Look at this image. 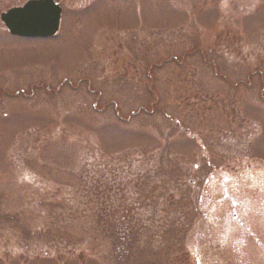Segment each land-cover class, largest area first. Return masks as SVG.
<instances>
[{"label": "rangeland", "instance_id": "obj_1", "mask_svg": "<svg viewBox=\"0 0 264 264\" xmlns=\"http://www.w3.org/2000/svg\"><path fill=\"white\" fill-rule=\"evenodd\" d=\"M56 1L0 18V264H264V0Z\"/></svg>", "mask_w": 264, "mask_h": 264}, {"label": "water", "instance_id": "obj_2", "mask_svg": "<svg viewBox=\"0 0 264 264\" xmlns=\"http://www.w3.org/2000/svg\"><path fill=\"white\" fill-rule=\"evenodd\" d=\"M61 12L53 0H31L2 14L1 20L13 36L49 38L59 31Z\"/></svg>", "mask_w": 264, "mask_h": 264}, {"label": "flooded vegetation", "instance_id": "obj_3", "mask_svg": "<svg viewBox=\"0 0 264 264\" xmlns=\"http://www.w3.org/2000/svg\"><path fill=\"white\" fill-rule=\"evenodd\" d=\"M28 1H30V0H27L26 2H28ZM53 1H54L57 5H59V6L61 7V9H62V15H63V13H64V9H63V7H62V6H61L56 0H53ZM26 2H25V3H26ZM25 3H24V4H25ZM24 4H23V5H24ZM23 5H21V6H23ZM21 6H17V7H21ZM17 7H11L10 9H12V8H17ZM10 9H8V10H10ZM8 10H7V11H8ZM7 11H6V12H7ZM4 13H5V12H4ZM0 17H1V16H0ZM234 217L237 218L236 215H235Z\"/></svg>", "mask_w": 264, "mask_h": 264}]
</instances>
